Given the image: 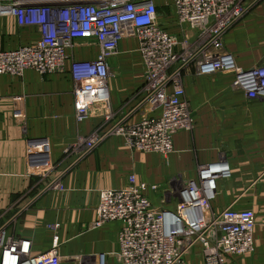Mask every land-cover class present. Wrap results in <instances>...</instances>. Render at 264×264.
I'll list each match as a JSON object with an SVG mask.
<instances>
[{"label":"built area","instance_id":"2783aa9c","mask_svg":"<svg viewBox=\"0 0 264 264\" xmlns=\"http://www.w3.org/2000/svg\"><path fill=\"white\" fill-rule=\"evenodd\" d=\"M172 1L175 30L160 21L155 0H0V17H14L35 34L17 48L0 49V75L22 76L29 69L42 75L71 72L77 119L104 117L76 144L81 157L119 136L133 150L168 159L175 135L195 126L184 83L192 68L201 76L232 74L233 87L248 99L264 98V63L242 68L224 44L228 30L250 7L248 0ZM125 39L137 42L144 66L141 117L135 121L114 114L109 87V60ZM79 41L97 45L98 55L75 57ZM232 173L228 160L200 165L197 180L170 191L175 207L154 204L149 192L158 191V185L136 174L124 187L101 191L95 227L119 224L116 264H188L196 247L203 264H228L252 253L256 212L212 205L219 181ZM10 222H0V264H60L57 236L51 250L35 254L30 239L10 232Z\"/></svg>","mask_w":264,"mask_h":264},{"label":"crops","instance_id":"0c3cea01","mask_svg":"<svg viewBox=\"0 0 264 264\" xmlns=\"http://www.w3.org/2000/svg\"><path fill=\"white\" fill-rule=\"evenodd\" d=\"M155 2L160 21L171 27L173 1ZM34 37L33 29L19 26L14 17H0V49L17 48ZM228 43L242 68L264 60V5L230 30ZM78 46L77 58L99 53L97 45L79 41ZM133 48L135 40L120 43L111 60L118 72L109 78L114 114L131 116V121L141 117L138 93L144 79L140 54L130 56ZM134 60L143 72L134 71ZM232 81L233 75L226 73L185 75L195 126L175 135L168 159L157 153L133 154L119 136L81 157L76 144L104 117L96 113L77 119L71 72L42 75L29 69L22 76L0 75V222L10 219V232L30 239L35 254L51 250L57 236L60 264H104L103 256L105 264H116L119 224L95 227L101 191L124 187L128 172L137 173L139 180L158 185V191L149 192L154 204L175 207L172 186L163 182L175 176L180 185L197 180L200 165L228 160L233 173L219 181L213 207L233 205L257 214L255 250L228 264H264V98L248 99L232 88ZM56 181L58 188L52 187ZM188 264H203L200 247Z\"/></svg>","mask_w":264,"mask_h":264},{"label":"rangeland","instance_id":"374dc122","mask_svg":"<svg viewBox=\"0 0 264 264\" xmlns=\"http://www.w3.org/2000/svg\"><path fill=\"white\" fill-rule=\"evenodd\" d=\"M250 7L248 8V10L246 11V14L238 21V22H240L241 20H243L244 18H247L248 16H250L251 14H252V12L254 11V10H256V8L258 7V6H262V5H264V0H248V3H247ZM170 19H174V17H171V18H168V21H170ZM174 21V20H173ZM237 22V23H238ZM236 23V24H237ZM235 24V25H236ZM234 25V26H235ZM234 26H232L229 30H228V32L226 33V35H225V38H224V44H225V48L228 50V46H229V43H228V34H229V32H230V30L234 27ZM169 28H173V26H171V27H169ZM258 47H259V44H258ZM137 49V48H136ZM135 48H133L132 50H131V55L130 56H132L133 58H137V54H138V52H137V50H136ZM259 49V48H258ZM117 56V55H116ZM115 56V57H116ZM114 57V58H115ZM113 58V57H112ZM112 58L109 60V72H111V75H112V72H118V69L117 70H115L113 67H112V64H111V60H112ZM78 59H88V58H79L78 57ZM90 59H93V58H89L88 60H90ZM131 64L133 63V64H135V69H134V71L135 72H143L141 69H139L138 67H137V65L136 64H138V62L136 61V60H134V61H131L130 62ZM264 63V60L263 61H261V62H258V65H261V64H263ZM122 71H124V70H122ZM189 72H195V68H192ZM111 77V76H110ZM232 88H233V85H232ZM234 89V88H233ZM215 96H216V94H215ZM94 130V129H93ZM110 139V137H108V140ZM107 140V139H106ZM105 140V141H106ZM104 141V142H105ZM103 142V143H104ZM99 146H97L96 148H98ZM130 150L132 151V153L133 154H136L135 152H139L140 153V155H143V156H154L155 154H148V153H146V152H140V151H136V150H133V149H131L130 148ZM163 157V156H162ZM164 158V157H163ZM165 159V158H164ZM149 170H144V172H148ZM131 174L132 172H128V174ZM127 174V175H128ZM137 174V173H136ZM177 176H175V177H173V178H171V179H168V180H166L165 182H163L164 184H168L167 185V187L168 188H170V186H172L171 187V190L174 188H176L177 186H179V182H177ZM57 182H59V181H57ZM175 184V185H174ZM52 187H55V182H54V185H52ZM173 189V190H174ZM172 197H173V195H172ZM170 198V197H169ZM173 199H177V198H175V197H173ZM5 218H7L8 219V217L7 216H4ZM4 220H6V219H4ZM4 220H2V221H4Z\"/></svg>","mask_w":264,"mask_h":264}]
</instances>
